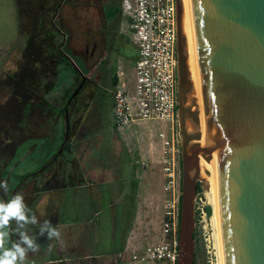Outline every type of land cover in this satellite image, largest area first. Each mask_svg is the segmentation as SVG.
<instances>
[{"label": "rangeland", "instance_id": "374dc122", "mask_svg": "<svg viewBox=\"0 0 264 264\" xmlns=\"http://www.w3.org/2000/svg\"><path fill=\"white\" fill-rule=\"evenodd\" d=\"M110 3L114 0H46L44 9L50 14H43L44 26L38 31L42 39L33 40L32 48L38 52L42 43L66 45L68 31L74 30V24H70L72 28L68 30V23L82 13L88 20V32L97 34L105 47L103 58L111 67V77L120 84L132 67L136 51L124 36L122 27L119 28L118 16L113 19V10L108 8ZM179 3L182 10L181 0ZM105 15L111 18L107 21ZM53 23L55 27L49 31L50 35H43L42 31ZM18 24L15 0H0V136L5 138L0 142V180L8 184L7 192L0 190V200L7 201L17 193L22 194L38 223L48 220L61 233L59 241L48 240L46 235L35 233L34 225H27V233L36 236L40 247L36 252L26 253L24 264H49L61 253L72 259L70 264H77L74 259L91 250L100 253L96 259L98 264H172L166 260H134L132 256L142 257V251L147 248L170 247L171 236L164 233L163 224L168 212L166 203L180 202L181 190L179 199L176 191L178 178L179 187L181 185L179 121L172 130L167 123L148 122L117 133L113 130L112 78L103 75L98 92L88 85L78 98V104L86 102L85 110H77L70 118L72 125L80 115L90 127L78 131L76 123L65 139L62 98L75 85L76 70L84 73L83 65L75 58H72L75 68L68 65L63 45L62 60L44 97L48 106L36 108L26 106L27 101L21 103L19 93L25 89L23 84L7 78L17 76L24 58L26 37L19 33ZM181 40L183 54L187 56L182 32ZM84 47L88 49V44ZM189 92L185 107H191ZM189 126L192 132L193 128L194 133L198 132L194 123L186 119L187 132H191ZM160 132L165 134L164 140L173 139L174 147L179 148V175L171 191L164 190ZM6 141L7 147L3 148ZM45 165V174L42 172L41 176H31L19 183V177L35 174ZM5 170L7 174L2 175ZM199 177L201 180L196 184L200 192L193 202L195 264H219L211 194L205 179ZM18 183L19 187L14 189ZM91 202L95 203L93 210ZM44 203H47L46 212L42 209ZM89 222V226H81ZM9 226L14 229L15 222L10 221ZM84 231L92 233L95 245L81 240ZM17 239L18 235L11 233L7 246Z\"/></svg>", "mask_w": 264, "mask_h": 264}, {"label": "water", "instance_id": "95a60500", "mask_svg": "<svg viewBox=\"0 0 264 264\" xmlns=\"http://www.w3.org/2000/svg\"><path fill=\"white\" fill-rule=\"evenodd\" d=\"M176 3L181 148L176 264H193V202L207 139L199 117L184 106L191 83ZM191 16L212 133L224 264H264V0H191ZM186 119L199 131L188 133Z\"/></svg>", "mask_w": 264, "mask_h": 264}, {"label": "built area", "instance_id": "2783aa9c", "mask_svg": "<svg viewBox=\"0 0 264 264\" xmlns=\"http://www.w3.org/2000/svg\"><path fill=\"white\" fill-rule=\"evenodd\" d=\"M122 32L134 46L136 55L124 80L111 92L113 98V130L148 122L167 123L172 130L178 121V60H177V3L176 0H119ZM132 75V76H131ZM162 150V172L166 191L175 188L179 175V148L174 141L164 140L159 133ZM176 191L179 199V178ZM168 209L163 224L164 233L171 236L170 247L160 246L142 251L141 261H170L177 257L175 239L179 204L166 203Z\"/></svg>", "mask_w": 264, "mask_h": 264}, {"label": "trees", "instance_id": "16d2710c", "mask_svg": "<svg viewBox=\"0 0 264 264\" xmlns=\"http://www.w3.org/2000/svg\"><path fill=\"white\" fill-rule=\"evenodd\" d=\"M45 2L46 0H15L17 13H18L19 33L26 37V45L22 52L24 54L23 62L21 63L22 67L16 73L17 76H15V78L11 76H7V78H9V81L19 82L21 85L23 84V87L25 89L21 94L19 93V97H21V100H23L21 101V103L24 101H27L25 102L26 106L30 105L36 108L48 106V104H46L44 100V97L47 95L51 85L53 84V79L56 75L57 66L62 60L61 48L64 45V43H61V42H58L57 44L56 42H54L55 43L54 46H50V45H47L46 43H42L40 45V49L38 52L36 49L34 50L32 48L33 40L37 42L38 40L42 39L39 36L38 31L42 29V25H43L42 23H43V19H45V15L50 14L44 9ZM116 5L118 6V4ZM111 9L113 10L112 15L118 16V8L111 7ZM54 12H56V10H54ZM80 14H81L80 16H82L81 20L79 18L80 16H77V19L74 21L76 23L75 29H78V27H81V31L85 29V34L84 33L83 34L86 36V43H87L88 42L87 38L90 34L88 32V27H89L88 22H87L88 20L85 15H83L82 13ZM109 15L108 16L105 15V18L107 21L109 17L111 18V16ZM117 21H119L118 18H117ZM54 27L55 25L53 23V26H51L49 29H44V31H42L43 35L44 33H46L47 35H50L49 31L51 32V30ZM77 31L78 30H75L73 32L75 41L78 39V36L80 35L79 32ZM47 35L43 38V41L44 39H46ZM54 39H55V36L53 37V41ZM80 42L81 44L84 43L82 39L80 40ZM89 51H90L89 48L85 49L84 47V49L82 50V53L88 54ZM63 62H64V59H63ZM91 65L92 63L90 62L86 66H84V68L88 69L91 67ZM115 84H116V78L113 77L112 82H111V87H114ZM15 90L16 89H14L13 91L15 92ZM1 138H2V135H1ZM7 142L8 141H6V143L4 142L3 148L7 147L6 145ZM45 169H46V165L43 167L42 170H40L39 172L35 174L19 177L18 181L19 183H21L22 181L27 180L31 176H38L39 174L44 172ZM1 174L6 175L7 171L5 170L1 172ZM19 183L14 187V189L16 187L17 188L19 187ZM199 192H200L199 185L196 184V194H198ZM205 210H206V214L209 215L210 208L207 207ZM10 235H11V232H10ZM175 239L177 240V230H176ZM177 250H178V247H177ZM173 264H176V260L173 262ZM193 264H195V256H194Z\"/></svg>", "mask_w": 264, "mask_h": 264}, {"label": "flooded vegetation", "instance_id": "af4514ba", "mask_svg": "<svg viewBox=\"0 0 264 264\" xmlns=\"http://www.w3.org/2000/svg\"><path fill=\"white\" fill-rule=\"evenodd\" d=\"M116 4H117V0H114V3L113 4L110 3L111 6L108 8H111V7L118 8ZM71 15L72 14H70V17ZM115 18L116 16H114L113 19L115 20ZM118 19L119 21L117 22L119 23V28H120L121 27L120 26L121 17H120L119 11H118ZM73 23H74V28H73L74 30L68 31L69 32V34L67 33L68 38L67 39L64 38V40L65 39L67 40L66 45H64L66 63L74 67L72 58H75L76 60L80 61V63L83 65V68L90 62L92 63V65L88 69L84 68L85 70L84 73L83 72L81 73L80 71L76 70L78 73L76 83L73 86V88L70 89L68 94L62 98V102L64 101L62 105L63 106L62 111H63V117H64V128H65V134H67V136L69 135L70 131L72 132V130H74L73 127L76 123L78 126L77 128L78 131H80V129L81 130L88 129L90 127V123L88 122L86 123L83 120H81L82 118L80 115H78L77 119L74 121V123H72V125L70 123V118L72 117V114L77 113V110L79 109L85 110L84 107L86 105L85 104L86 102L78 104L79 103L78 98L81 96L85 88L88 85H91L98 92V88L101 85L100 79H102V76L105 75V76L111 77V74H110L111 67L109 66L108 61L105 60V58H103V49L105 47L102 45L101 39L99 38V36L92 31L89 32L90 34L87 38L88 39L87 44H88V48L90 51L88 52V54L82 53V50L84 49V44L86 43V36L84 35L85 29L83 31H81V27H78V29H75L76 23L72 20V23H68L69 24L68 30L72 28L70 24H73ZM75 30H78L77 32H79L80 34L76 41L73 36V32ZM81 39L84 41L83 44H81L80 42ZM86 96H89V93H87ZM2 141H4V138H1L0 136V142Z\"/></svg>", "mask_w": 264, "mask_h": 264}, {"label": "bare ground", "instance_id": "6f19581e", "mask_svg": "<svg viewBox=\"0 0 264 264\" xmlns=\"http://www.w3.org/2000/svg\"><path fill=\"white\" fill-rule=\"evenodd\" d=\"M180 1V0H179ZM182 12H181V32L183 33L185 39V51L187 54V69L189 72V79L191 82V92H189L191 101L192 111L199 117L200 123L202 125L201 129L205 133V138L207 139V146L204 148V154L210 157V163H207L201 154H199V168L200 176L205 179V183L208 184V189L211 194L212 206H213V220L215 224V234L217 241V253L219 264H224L222 240L220 232V220H219V207H218V192H217V180H216V170H215V160L213 151V141L212 133L210 130L207 113L205 109L203 92L201 87V82L199 78L197 56L195 52V39L193 32L192 16H191V0H181ZM188 121V120H187ZM187 123V122H186ZM193 123V122H192ZM191 125V124H189ZM187 126V124H186ZM190 127L189 133L192 132V127ZM199 131V130H198ZM202 143H198V147H201ZM202 165V166H201Z\"/></svg>", "mask_w": 264, "mask_h": 264}, {"label": "clouds", "instance_id": "9594fccd", "mask_svg": "<svg viewBox=\"0 0 264 264\" xmlns=\"http://www.w3.org/2000/svg\"><path fill=\"white\" fill-rule=\"evenodd\" d=\"M0 190L7 192L6 181L0 180ZM10 221L15 222L14 229H10ZM27 225L37 226L39 235L46 234L48 240H60V231L48 220L38 223L37 217L31 214L30 209L24 203L22 194L17 193L7 201L0 200V264H24L26 253L36 252L39 249L36 236H30L27 233ZM10 232L18 235V239L12 241L9 247L7 244Z\"/></svg>", "mask_w": 264, "mask_h": 264}, {"label": "crops", "instance_id": "0c3cea01", "mask_svg": "<svg viewBox=\"0 0 264 264\" xmlns=\"http://www.w3.org/2000/svg\"><path fill=\"white\" fill-rule=\"evenodd\" d=\"M117 2H119V0H117ZM118 4V3H117ZM21 128V127H20ZM43 174H45V171L43 172ZM42 175V174H41ZM41 175H38V176H41ZM38 176H36V177H38ZM47 200V199H46ZM45 202H47V201H45ZM44 207L42 208L43 210H45V212H46V210H47V208H46V206H47V203H44V205H43ZM90 209L91 210H93V209H95V203L94 202H91L90 203ZM87 224H90V222L89 223H86V224H82L81 226L82 227H85V226H89V225H87ZM34 228H35V230H36V234H38L39 232H38V229H37V227L36 226H34ZM94 230V229H93ZM34 232H32V234H33ZM39 235V234H38ZM46 235V234H45ZM83 236H84V238L83 239H81V240H85V242H88L89 243V245H95V238L93 237L92 238V233L90 232V231H84V234H83ZM57 250H60V248L59 249H57ZM61 250H62V248H61ZM58 252V251H57ZM65 255H68V253H66ZM100 256V253L99 252H95V251H93V250H91V251H85V252H83L82 253V255H80V256H77V258H75L74 260H75V262L78 264H98L97 263V261H96V259L98 258ZM57 260H50L48 263L49 264H70L71 263V260L72 259H70V257L69 256H64L62 253H61V255H58L57 254Z\"/></svg>", "mask_w": 264, "mask_h": 264}]
</instances>
